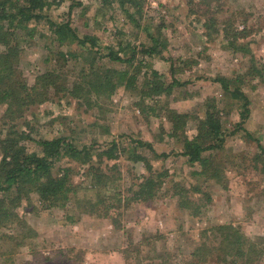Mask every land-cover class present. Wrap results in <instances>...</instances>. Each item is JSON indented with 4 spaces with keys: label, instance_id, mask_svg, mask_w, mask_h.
I'll use <instances>...</instances> for the list:
<instances>
[{
    "label": "trees",
    "instance_id": "1",
    "mask_svg": "<svg viewBox=\"0 0 264 264\" xmlns=\"http://www.w3.org/2000/svg\"><path fill=\"white\" fill-rule=\"evenodd\" d=\"M65 1L0 0V107L4 108L0 116V257L5 264H11L10 258L19 249L31 246L38 237L18 211L33 209L32 196L41 210H67L72 206L79 216L108 220L114 229L120 230L123 211L132 204L153 202L164 185L180 211L190 218H199L213 201L209 183L212 181L224 190L226 174L236 167L238 157L264 177V148L244 129L250 102L243 88L255 80L264 84V63L252 51L253 31L246 24L244 10L225 17L229 9L224 0H184L186 18L202 38L204 50L217 46L240 56L246 66L242 74L212 79L220 88L222 102L226 101L223 108L212 97L206 99L199 112L181 113L169 107L174 90L188 84L180 83L176 75L190 72L197 63L183 61L179 68L169 59L168 77L153 69L151 59L168 61L164 53L168 52L170 35L162 33L166 28L163 23L155 34L147 33L150 44L136 47L120 41L116 48L103 46L95 35H79L69 19L56 22L49 18L50 9ZM147 1L101 0V4L107 7L116 4L129 21L138 24ZM74 5L71 3L68 17ZM238 23L242 24L241 29ZM41 25L49 35L42 34ZM37 38L48 41L41 49L44 71L28 85L20 65L25 50L39 47ZM120 88L137 97L135 106L145 118L163 117L168 122L167 136L181 143L180 155L189 166L197 168L190 173L194 183L176 179L168 169H155L137 151L146 147L154 159L166 155H158L151 145L142 142L124 148L113 140L100 149L93 145L77 147L65 136L33 138L32 122L37 120L34 108L66 100L84 105L87 110H100L101 104L110 101ZM233 106L240 120L232 131L226 132L225 108ZM189 122L195 123L191 137L187 134ZM241 132L242 141L255 143L254 154L243 157L226 152L227 136ZM27 142L34 143L39 150L29 152ZM121 153L130 162L142 163L146 171L124 191L116 185L117 178L110 175L111 170L104 163L119 160ZM77 175L83 177L82 181H74ZM207 233L213 241L208 237L192 253L199 264H206V258L217 264H259L264 255V238L250 239L237 226L218 225L203 234Z\"/></svg>",
    "mask_w": 264,
    "mask_h": 264
},
{
    "label": "rangeland",
    "instance_id": "2",
    "mask_svg": "<svg viewBox=\"0 0 264 264\" xmlns=\"http://www.w3.org/2000/svg\"><path fill=\"white\" fill-rule=\"evenodd\" d=\"M224 1L229 9L225 17L231 12L244 10L246 24L253 31L250 38L252 51L264 63V0ZM71 3L75 5L68 17ZM49 18L56 22L69 19L79 35H95L103 46L113 48L120 41L136 47L150 44L147 33L155 34L163 23L166 28L162 33L170 35L168 52L164 53L168 61L151 59L153 69L168 77L169 59L179 68L183 61L197 63L190 72L176 75L180 83L188 84L174 90L169 107L181 113L199 112L206 99L212 97L219 102L220 109L223 108L226 101L222 102L220 88L212 79L242 74L246 66L240 56L222 51L217 46L211 45L204 50L202 38L186 18L184 0H148L138 24L129 21L116 4L107 7L101 4V0H67L58 8H51ZM237 25L241 29L242 24ZM39 30L43 35H49L44 26H39ZM37 41L39 47L25 50L20 65L28 85H32L36 75L44 71L41 49L48 41L43 38H37ZM243 91L250 102V115L244 129L264 148V84L255 80L244 86ZM183 96L186 99L181 100ZM136 102V96L120 88L110 101L101 104L100 110H87L75 101L45 103L32 110L37 118L32 122L33 138L65 136L77 147L93 145L100 149L113 140L124 148L142 142L151 145L158 155H166V158L154 159L146 147L137 151L150 160L155 169H168L176 179L194 183L190 173L197 168L189 166L187 159L180 155L181 143L167 136L168 122L163 117L145 118L135 106ZM3 110L0 107V116ZM225 112L228 114L223 116L224 129L230 132L240 120L239 113L235 106L225 108ZM28 117L31 119L30 115ZM194 125L189 122L188 137L195 133ZM240 135L243 132L227 136L226 152L243 157L254 154L257 151L255 143L242 141ZM25 146L29 152L39 150L32 142L25 143ZM126 157L121 153L119 160L104 162L111 170L110 175L117 178L116 185L121 191L128 189L139 175L146 174L142 163L130 162ZM240 158L236 160V167L227 172L224 190L212 181L209 183L213 201L205 207L202 216L194 219L177 208L175 199L166 192L167 185L162 187L153 202L132 204L123 211L120 230L114 229L108 220L79 216L72 206L67 210H41L36 197L32 196L33 209L20 208L18 211L38 237L31 246L19 249L10 258L11 264H199L192 257L195 247L208 237L213 241L210 233L203 234L205 230L230 224L239 227L250 239L264 238V177L248 168ZM81 179L80 175L74 177L76 182ZM204 261L217 264L212 258ZM5 263L0 257V264ZM259 264H264V255Z\"/></svg>",
    "mask_w": 264,
    "mask_h": 264
}]
</instances>
